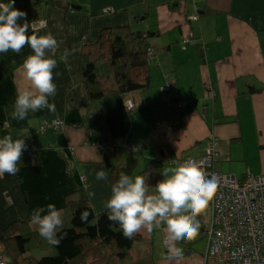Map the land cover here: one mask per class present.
Listing matches in <instances>:
<instances>
[{"label":"crops","instance_id":"crops-1","mask_svg":"<svg viewBox=\"0 0 264 264\" xmlns=\"http://www.w3.org/2000/svg\"><path fill=\"white\" fill-rule=\"evenodd\" d=\"M102 3L98 12L116 6L119 14L102 19L96 13L87 19L78 13H85L83 7L73 8L81 0L71 2L67 12L65 4L52 8L45 0H15L14 8L27 14L26 21L18 23L29 24L28 35L50 33L58 42L56 55L46 54L57 61L53 70L57 88L56 95L49 97L55 111L43 109L29 112L23 121L11 119L18 92L29 86L18 69L33 53L25 46L19 55L11 51L0 54L1 137L25 139L35 152L33 157L23 153L16 175L0 177V228L17 219L31 220L34 210L47 209L49 204L60 209L64 195L81 187L87 193L95 192L89 201L96 213L106 210L113 185L106 157L128 175L143 176L152 191L155 185L151 180L157 172L182 159L203 156L214 138L219 153L216 170L240 180L264 174V0H215L216 8L224 7L222 14H203L206 0ZM127 8L137 14L126 13ZM35 14L47 20L45 29H32L34 21H30ZM92 19L97 23H91L90 30L87 22ZM146 20L152 23L149 30L157 34L151 38L154 56L149 79L147 83L141 80L145 87L126 95L89 100L79 77L72 73L81 48L95 43L105 28L129 27L137 33L134 30H143V24L133 28V23L135 27ZM185 39L192 43L183 49ZM65 49L70 53L67 60L63 58ZM167 84L170 88L164 101L161 88ZM128 99L136 104L132 112L126 109ZM55 118L63 120L62 129L42 132V122ZM174 122L179 125L169 129ZM119 140L134 146L130 157L116 155L120 147L116 150L113 143ZM100 170L108 173L107 181L95 179ZM62 179L63 183L57 182ZM203 214L197 217L202 232L208 227ZM143 232L139 233L144 241ZM137 244L131 250L132 258ZM191 245L187 242L188 250Z\"/></svg>","mask_w":264,"mask_h":264},{"label":"clouds","instance_id":"clouds-1","mask_svg":"<svg viewBox=\"0 0 264 264\" xmlns=\"http://www.w3.org/2000/svg\"><path fill=\"white\" fill-rule=\"evenodd\" d=\"M14 4L15 0L0 2V54L11 51L19 55L25 46L32 50L33 54L27 56L18 69L29 86L18 92L10 113L11 119L23 121L29 112L55 111L49 97L56 95L53 70L57 61L46 54L51 53L54 57L59 45L50 33L28 35L29 24L18 23L26 21L27 14L16 10ZM33 21L39 20L32 19L30 24ZM69 55L65 49L63 58L67 60ZM27 148L25 139H14L11 135L2 138L0 133V177L18 173V164ZM162 176L163 179L150 191L143 176L121 174L111 187L105 209L108 210V220L118 224L127 239H132L142 229L148 233L163 230L166 233L163 243L168 248L170 259H180L184 254L183 248L176 245L197 238L201 227L197 217L207 209L218 184L214 177H206L200 165L193 160L164 169ZM95 179L107 181L108 173L97 171ZM87 196L91 200L95 192H88ZM45 212L47 214L42 215ZM90 214L82 212L81 221L87 223ZM31 223L38 226L39 235L52 246H58L66 236V233L59 238L57 236L61 232L58 230L63 228V219L53 204H49L47 209L34 210Z\"/></svg>","mask_w":264,"mask_h":264},{"label":"trees","instance_id":"trees-1","mask_svg":"<svg viewBox=\"0 0 264 264\" xmlns=\"http://www.w3.org/2000/svg\"><path fill=\"white\" fill-rule=\"evenodd\" d=\"M45 1L52 8L66 3L65 0ZM68 1L64 8L66 12L74 0ZM224 11V7H215V0H206L202 7L203 14H222ZM33 19L44 18L39 19L35 14ZM155 34L152 30L133 33L129 27L105 28L95 43L84 45L72 73L79 77L88 99H108L144 88L141 80L149 79L153 56L149 58L147 53L152 50L151 38ZM104 162L113 184L121 174L128 175L107 157ZM162 172H157L151 183L156 185L162 180ZM59 211L63 228L58 230L61 232L57 236L64 233L66 236L58 246L44 240L30 219H17L0 228V244L12 264H140L139 261L132 262L131 250L134 244L143 241L142 235L138 233L132 239L125 238L119 225L108 220L107 209L99 213L92 209L85 188L70 190ZM84 211L91 213L87 223L80 218ZM203 232L205 234L206 228Z\"/></svg>","mask_w":264,"mask_h":264},{"label":"built area","instance_id":"built-area-1","mask_svg":"<svg viewBox=\"0 0 264 264\" xmlns=\"http://www.w3.org/2000/svg\"><path fill=\"white\" fill-rule=\"evenodd\" d=\"M193 19L198 20V16ZM40 22L47 24L46 20H39L32 23V29L40 30ZM189 43H192L191 39H185L182 48L186 49ZM147 56L151 58L154 52L148 50ZM169 88L168 84L161 88L164 101ZM125 105L129 112L136 109L133 99L126 100ZM177 106L184 109L183 104ZM178 125V122H174L169 125V129ZM63 126L64 123L59 118L45 120L41 124V131H58ZM5 127L9 128V125L6 124ZM113 147L116 150L125 147L128 152L134 149L133 145L121 140L114 142ZM26 152L30 157L35 153L32 147H28ZM218 156L216 143L212 138L203 156L196 159L185 158L177 162L179 164L187 160L195 161L205 176L214 177L218 184L216 194L210 202L211 222L205 232V250L201 264H264V174L237 179L214 168ZM0 247V264H12L10 258L5 255L2 244Z\"/></svg>","mask_w":264,"mask_h":264},{"label":"rangeland","instance_id":"rangeland-1","mask_svg":"<svg viewBox=\"0 0 264 264\" xmlns=\"http://www.w3.org/2000/svg\"><path fill=\"white\" fill-rule=\"evenodd\" d=\"M104 3H106V1ZM102 4H103L102 0H81V4L78 7H83V11L85 13H81L79 11H78V13L79 14H85V17L87 19L89 16L94 15L96 13L98 15H100L102 17V19H104L106 17L105 15L114 14V15L108 16L106 18V19H113L115 17V14L116 15L119 14V13H117V7L116 6H114V7H107L106 6V7L102 8V11L98 12V10ZM65 7H66V5H65ZM131 7L134 8L135 3H131ZM134 11H135L134 9L133 10L130 8H129V10H128V8L126 9V13L131 12V13L135 14L136 12H134ZM92 20L93 21H89L90 23L87 22L89 24L90 30H92L91 23H93V24L97 23L94 21L95 19H92ZM118 20H120V16L118 17ZM133 22H135V19ZM140 24H143L144 28L143 27L142 28H143L144 32H147L150 29L149 25H151L152 23L150 20H146V21H142L141 23L138 22L135 27H134L135 23H133L132 26H133V28H136V27H139ZM39 26L41 29H45L47 27V24L40 22ZM115 26H116V24H115ZM139 30H142V29L139 27L138 29H136L134 31L138 32ZM115 153H117V152H115ZM131 154L132 153L125 150V147H121L120 152L117 153L116 155H118V157H120V158H125L128 156L130 157ZM54 180H56V179H53L52 181H54ZM57 182L63 183L64 180L63 179L60 181L57 180ZM65 197H66V195H64L63 204L65 201ZM209 209L210 208H207L203 214L205 216V223L207 224L206 226L210 225L209 222H210L211 216H210V210ZM58 211H59V209H58ZM143 233H144L145 239H144L142 244L138 243L136 248L134 249V255H133L134 258H132L133 261L136 259L139 261L138 263H140V264H179V263L180 264H201V256H202V253H203L204 248H205V238H204L205 234H204V232H202L201 228L199 230V234H198L197 238L195 240L191 241V243L193 245H191V247L189 248V253H187L188 252L187 242L180 243V244L176 245L177 247L183 248L184 254H183V257L180 259H170V253L168 251V248L163 243L164 237L166 235V233L163 230H155L154 233H148L145 230V232H143Z\"/></svg>","mask_w":264,"mask_h":264},{"label":"water","instance_id":"water-1","mask_svg":"<svg viewBox=\"0 0 264 264\" xmlns=\"http://www.w3.org/2000/svg\"><path fill=\"white\" fill-rule=\"evenodd\" d=\"M75 10H80L81 7H73Z\"/></svg>","mask_w":264,"mask_h":264}]
</instances>
